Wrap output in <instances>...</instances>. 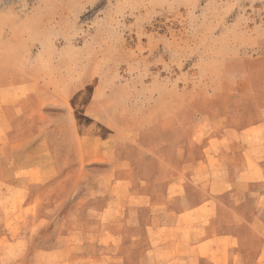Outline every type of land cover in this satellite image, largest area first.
I'll use <instances>...</instances> for the list:
<instances>
[{"label": "rangeland", "instance_id": "rangeland-1", "mask_svg": "<svg viewBox=\"0 0 264 264\" xmlns=\"http://www.w3.org/2000/svg\"><path fill=\"white\" fill-rule=\"evenodd\" d=\"M38 86L47 94L45 101L52 98V116L61 122L52 126V170L96 167L102 153L114 161L120 147L139 167L140 177L166 180L173 169L165 167H178L182 148L194 134L202 139L249 134L254 138L244 145L256 150L264 144V0H0V117L2 109L17 115L24 103L33 102ZM217 154L214 163L219 156L228 162L219 150ZM224 168L211 169L210 176L228 181L230 189L249 183V204L236 213L254 212L252 199L258 186L264 188V179L260 175V182L246 181L249 174L229 180L235 169ZM249 170L258 177L256 169ZM71 175L73 182L87 180L86 174ZM205 179L196 178L198 183ZM60 181L63 177L52 171V183ZM95 181L90 175L89 182ZM62 189L52 190V200L67 198L68 204L81 195L80 186ZM165 189L138 185L132 196L135 207L144 216L156 212L161 218L155 227L168 230L152 238L158 257L174 252L192 256L187 236L193 228L185 230L182 248L173 242L177 229L171 198L177 191H167L171 198L166 206ZM190 191L180 197L181 207ZM90 192L97 199V192ZM232 196L228 190L223 197L228 201ZM193 219L185 222L206 228L205 221ZM144 223L136 220L138 228ZM91 224L52 222V235L60 226L69 235L52 236V247L69 242L74 251L69 264H89L81 260V248L86 241L94 250L97 246L88 239L89 234L98 237ZM133 238L141 264L148 244L139 230ZM240 239L242 254L253 249L237 261L249 258L253 263L257 239ZM234 244L238 249L236 240ZM5 252L8 261L17 260L15 250ZM31 257L25 255V264ZM58 257L52 255V262ZM148 257L149 264H163ZM199 258L193 264H200Z\"/></svg>", "mask_w": 264, "mask_h": 264}, {"label": "crops", "instance_id": "crops-1", "mask_svg": "<svg viewBox=\"0 0 264 264\" xmlns=\"http://www.w3.org/2000/svg\"><path fill=\"white\" fill-rule=\"evenodd\" d=\"M40 86L35 88L33 102L24 103L19 113L2 109L0 117V264H25V255H32L30 264H69V254L73 255L72 247L65 240L64 243L52 247V236L56 238L69 237L61 228H55L52 235V222L67 223L80 221L87 223L92 229H97L98 237L88 235L82 245V261L89 264H140L137 261L138 245L133 241L137 230L142 232L148 246L144 247V257L141 264H149L150 256L159 263L169 261L177 264H193L196 257H200V264L208 258L207 264H264V188L257 187V197L252 199L255 206L254 212L236 213L238 207L248 206L249 186L238 183L228 187L217 178H212L211 169H235L231 171L229 180H239L245 175L250 176L246 181L264 179V144H257L256 150L245 147V143L254 136L241 134L238 138L229 135H210L203 138L199 134L192 135L189 146H183L180 153L178 167L166 166L173 169V176L164 180L162 177H140L138 166L126 152L117 149L114 161L106 158L104 153L98 157L96 167H80L73 171L72 166H63L55 169L52 166V126L61 123L52 116V98ZM54 107V106H53ZM12 131V132H11ZM206 142V144H205ZM204 143V144H202ZM242 143V148L238 146ZM204 145V146H202ZM228 158V162L214 163L216 150ZM255 155V156H254ZM255 157L251 163L250 158ZM86 169V171H84ZM137 169V170H136ZM256 169L258 177L252 176ZM52 171L63 181L52 183ZM80 174L86 181H72L71 173ZM86 172V173H85ZM68 175V181L65 176ZM90 175L95 182H89ZM204 176V183H198L196 178ZM166 181V182H165ZM159 182L161 184H159ZM53 184V185H52ZM152 184L165 187V204L170 206L167 191L175 190L177 194L171 198L172 211H174V227H176L175 240L179 247L184 246L183 235L188 227L193 228L187 240L193 245L192 256L183 257L182 253L174 252L169 257H158L157 249L152 246L153 236L168 233L155 227V222L161 216L151 211L146 216L141 214L142 209H137L134 204L136 198L132 197L138 185ZM231 185V184H229ZM80 186L81 195L74 202L67 204V198L52 200V190H73ZM190 186L192 190L190 191ZM91 190L97 195L93 196ZM230 190L234 192L228 201L223 197ZM186 191H190L186 205L182 206L180 198ZM241 194V195H240ZM193 195V199L189 201ZM237 196V197H235ZM240 196V197H239ZM244 196V197H241ZM68 206V210L60 212L61 207ZM144 208V207H141ZM80 211L78 216L77 211ZM206 222L203 230L199 225H189L186 219ZM238 217V218H237ZM136 220L145 223L139 225ZM51 224V225H50ZM155 224V225H154ZM186 230V231H185ZM243 233V234H242ZM243 238L254 243L256 260L250 263L249 258L239 259L240 242ZM183 238V240H181ZM238 249H235L234 241ZM244 240V239H243ZM6 248L15 250L16 261L6 259ZM253 248L245 249L248 255ZM181 250V249H180ZM52 255H59L57 261L52 262ZM41 256L44 260H41ZM166 256V255H164ZM244 257V256H243ZM176 264V263H175Z\"/></svg>", "mask_w": 264, "mask_h": 264}]
</instances>
